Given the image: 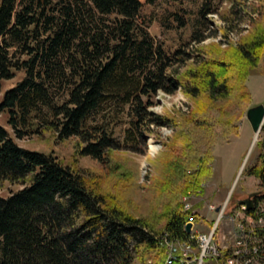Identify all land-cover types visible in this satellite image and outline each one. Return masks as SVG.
Segmentation results:
<instances>
[{"label":"trees","instance_id":"1","mask_svg":"<svg viewBox=\"0 0 264 264\" xmlns=\"http://www.w3.org/2000/svg\"><path fill=\"white\" fill-rule=\"evenodd\" d=\"M142 4L0 0V83L22 72L0 98L6 124L16 138L47 132L73 141L75 154L99 167L74 168L51 153L23 148L0 125V181L21 185L0 196V264H163L162 235L186 239L188 212L181 210L180 195L202 192L201 182L212 175L214 144L237 133L229 115L249 100V70L264 64V0L236 47L192 52L157 43L140 15ZM212 11L209 3L201 5L198 22ZM205 36L193 31L190 40L199 43ZM176 89L194 108L167 146L166 160L178 182L164 188L168 198L159 221H151L119 202L131 178L113 153L136 151L151 125L175 122L149 107L156 92ZM122 119L119 142L113 128ZM259 132V153L241 171L258 182L259 189L249 194L253 207L264 202V124ZM253 210L244 213L254 216ZM228 254L223 249L216 262Z\"/></svg>","mask_w":264,"mask_h":264},{"label":"rangeland","instance_id":"2","mask_svg":"<svg viewBox=\"0 0 264 264\" xmlns=\"http://www.w3.org/2000/svg\"><path fill=\"white\" fill-rule=\"evenodd\" d=\"M141 1L143 4L140 15L148 23V33L169 51L177 47H182L187 52L201 47L207 48L211 45L220 49L236 47L249 34L253 20L260 14L259 0H243L238 4H235L234 0L232 4L229 0ZM204 3H209L215 11L208 13L200 24L198 10ZM175 17H180L183 24L180 25ZM193 31L201 32L206 36L199 43L193 42L190 40ZM187 62L185 65L189 63ZM184 67H180V71ZM21 76L22 72L16 71L11 78L1 81L0 98L3 91L13 86ZM246 86L250 95L248 102L240 112L229 115L237 127V133L231 134L223 142L214 144L213 149L215 146L217 147L216 157L212 152L213 160L209 163L212 175L208 180L201 182L202 192L195 193L189 190L190 193L180 195V202L181 199L190 196L188 199L193 205L192 208H196L202 216L201 220L197 219L193 222L192 230L205 232L210 225L206 220H212L215 216L213 212L206 210V206L221 204L229 190L227 199L229 196L231 198L229 202H226L223 218L217 225L213 237L217 247H230L233 243L232 229L226 220V215H230L237 208L238 200L246 198L250 193L259 189L257 180L252 176H246L241 171L252 163L256 154L259 153L257 143L260 139V132H258L253 145L249 147L252 144L254 132L245 117V111L256 104L264 106V64L262 62L249 70ZM152 100L150 111L171 117L175 122H168L164 126L151 125V132L145 135L143 145L138 144L136 151L114 152L113 159L121 165L122 171H129L131 178L127 188L119 197V202L134 216L159 221L161 205L168 198L167 189L164 190V188L168 186L174 188L178 182L176 174L171 173L169 160H166L167 146H173L177 140L179 122L194 108V105L192 100L180 89H176L172 93L158 91ZM6 118V114L0 112V125L8 131L17 145L29 150L51 153L63 164L74 168L93 169L98 167L88 157L75 154L72 147L73 141H58L52 133L47 134L46 132L41 136L31 134L16 138L6 124ZM123 121L122 119L113 128V137L119 142L122 139V129L125 127ZM20 188L19 183L2 180L0 181V196L5 197ZM243 221L245 225L257 227L252 220L250 222L248 219H243ZM249 227L247 226V228ZM249 241L251 244H257L258 247L257 255L252 258L253 263L264 264V235L262 237L255 234L250 235ZM201 264L215 263L213 258H209Z\"/></svg>","mask_w":264,"mask_h":264},{"label":"built area","instance_id":"3","mask_svg":"<svg viewBox=\"0 0 264 264\" xmlns=\"http://www.w3.org/2000/svg\"><path fill=\"white\" fill-rule=\"evenodd\" d=\"M226 202L224 199L219 205L206 206L207 211L215 214L206 232H195L191 228L186 239H178L165 233L163 240H166L167 246H170L169 264H180V258H187L191 264H201L213 258L214 263L218 264L216 259L222 256V250L226 248H229V254L221 264H254L252 258L257 255L258 247L257 244L250 243L249 236L255 234V230L264 232V202H258L253 207L254 216L246 215L243 205H238L230 215H226V220L231 225L233 243L230 247H217L213 241V233L223 218ZM192 206L189 199H181V210L188 212L186 222L193 224L200 216ZM243 219H248L250 222L252 220L257 227L245 225Z\"/></svg>","mask_w":264,"mask_h":264},{"label":"water","instance_id":"4","mask_svg":"<svg viewBox=\"0 0 264 264\" xmlns=\"http://www.w3.org/2000/svg\"><path fill=\"white\" fill-rule=\"evenodd\" d=\"M245 117L249 123L252 132H259L262 125L264 124V106L261 104H256L247 108L245 111ZM237 204L243 205L245 210H251L253 208L250 195H248L246 198L238 200ZM190 230H191V223L187 222L184 225V232L188 234L190 233Z\"/></svg>","mask_w":264,"mask_h":264},{"label":"bare ground","instance_id":"5","mask_svg":"<svg viewBox=\"0 0 264 264\" xmlns=\"http://www.w3.org/2000/svg\"><path fill=\"white\" fill-rule=\"evenodd\" d=\"M258 132H254V138L252 141L251 146L253 145L255 139L257 138ZM190 196H186L185 199H188ZM165 236V233L162 235L160 241L158 242V245L164 250V262L163 264H169L170 259V246H167V241L163 240ZM180 264H191V262L188 261L187 258H180Z\"/></svg>","mask_w":264,"mask_h":264},{"label":"crops","instance_id":"6","mask_svg":"<svg viewBox=\"0 0 264 264\" xmlns=\"http://www.w3.org/2000/svg\"><path fill=\"white\" fill-rule=\"evenodd\" d=\"M216 150H217V147L215 146L214 149H213V155H214V157H216V152H215ZM238 170H239V167H238ZM238 170H237V172H238ZM237 172L234 175L233 181L235 179V176H236ZM233 181H232V183H233ZM228 193H229V190H228ZM228 193L226 194V196L228 195Z\"/></svg>","mask_w":264,"mask_h":264}]
</instances>
